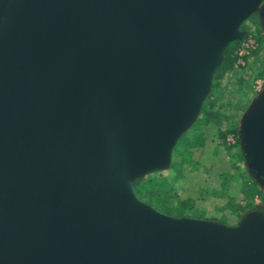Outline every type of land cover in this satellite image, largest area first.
I'll return each mask as SVG.
<instances>
[{"label": "water", "instance_id": "95a60500", "mask_svg": "<svg viewBox=\"0 0 264 264\" xmlns=\"http://www.w3.org/2000/svg\"><path fill=\"white\" fill-rule=\"evenodd\" d=\"M264 0H0V264H264V212L173 216L169 166L225 46ZM264 187V85L238 127Z\"/></svg>", "mask_w": 264, "mask_h": 264}, {"label": "rangeland", "instance_id": "374dc122", "mask_svg": "<svg viewBox=\"0 0 264 264\" xmlns=\"http://www.w3.org/2000/svg\"><path fill=\"white\" fill-rule=\"evenodd\" d=\"M239 30L243 34L238 44L229 51V61L226 60L225 66L212 75L203 98L204 111L201 113L198 110L194 118H198L199 122L193 127V120L183 132L186 136L193 129L204 133L203 144L190 148L198 166L185 167L177 178H172L174 173L169 166L147 174L153 178L167 179L171 189L165 193V203L171 207H185L183 216L215 219L227 225L237 224L246 212L241 211L239 206L249 197V185L255 186L261 193L259 196L254 195L257 196L256 200L252 197L253 206L249 210L259 207L264 212V199L261 198L264 196V187L258 185L249 174L238 135L243 113L262 89L256 90L254 82L264 77V26L258 13L244 20ZM247 37L253 41V47L243 50L239 56L241 42ZM238 59L240 62L237 63ZM227 138L232 139V143H227ZM232 161L236 168L232 167ZM221 170L229 172L222 183Z\"/></svg>", "mask_w": 264, "mask_h": 264}, {"label": "trees", "instance_id": "16d2710c", "mask_svg": "<svg viewBox=\"0 0 264 264\" xmlns=\"http://www.w3.org/2000/svg\"><path fill=\"white\" fill-rule=\"evenodd\" d=\"M239 40H234L229 42L225 48L223 49V59H221V62L216 67L215 71H213V75L218 73L221 68L225 66V61L228 60L229 51L233 48V46L237 45ZM231 60V59H230ZM204 105H205V99L202 100L199 112L203 113L204 111ZM199 122V119L196 118L193 122V127H196V124ZM204 142V133L201 131H198V129H193L187 136L182 133L179 138L176 140L174 146L171 148V162L169 164V169L174 173L172 178H177L182 175L183 169L185 167H191L194 168L195 166H198V162L196 159L193 158V151L190 150L191 147H199ZM241 159V156H239ZM233 164V165H232ZM232 167H235L234 162L232 161ZM220 166V165H219ZM223 169V168H222ZM220 183L225 181V177L229 175V172L227 170L220 172ZM245 183V182H244ZM250 184V183H249ZM249 197L246 199V202L239 206L241 211H248L252 206V197L254 195L259 196L261 193L256 189V187L253 185H249ZM135 189L137 195L146 201V203L151 204L156 209H158L161 212H164L166 214H171L173 216H183L185 212V207L176 206L171 207L167 205L166 198L167 191L171 188H169L167 179L165 178H153L150 175H145L140 178H138L135 181ZM262 199H264V196H261ZM190 206V205H189ZM186 207V209L189 208Z\"/></svg>", "mask_w": 264, "mask_h": 264}, {"label": "built area", "instance_id": "2783aa9c", "mask_svg": "<svg viewBox=\"0 0 264 264\" xmlns=\"http://www.w3.org/2000/svg\"><path fill=\"white\" fill-rule=\"evenodd\" d=\"M252 47H253V41L247 37L245 40H243L241 42L240 50L238 51V55L241 56V53L243 50H245L247 48H252ZM238 62H240L239 59L237 60V63ZM263 82H264V77L255 80V82H254L255 89L259 91L262 88ZM226 141H227V143H232V139H230V138H227ZM256 198H257V196H254V200H256Z\"/></svg>", "mask_w": 264, "mask_h": 264}]
</instances>
